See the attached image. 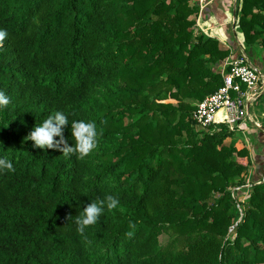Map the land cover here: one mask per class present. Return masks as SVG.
I'll return each mask as SVG.
<instances>
[{"label":"trees","instance_id":"trees-1","mask_svg":"<svg viewBox=\"0 0 264 264\" xmlns=\"http://www.w3.org/2000/svg\"><path fill=\"white\" fill-rule=\"evenodd\" d=\"M234 4L229 48L193 33L190 0H0V264H264V175L244 187L248 148L192 121L234 50L264 54V0ZM57 111L69 146L72 120L96 124L89 156L26 139Z\"/></svg>","mask_w":264,"mask_h":264},{"label":"built area","instance_id":"built-area-1","mask_svg":"<svg viewBox=\"0 0 264 264\" xmlns=\"http://www.w3.org/2000/svg\"><path fill=\"white\" fill-rule=\"evenodd\" d=\"M205 3L206 0L198 1L200 9ZM198 23L199 18L196 25ZM221 74L223 86L196 104L192 121L200 130L224 125L234 133L246 126L247 120L254 128L261 129L249 113L250 105L255 104L264 92V75L261 69L251 63L244 52L234 50L222 63ZM249 186L247 183L244 187Z\"/></svg>","mask_w":264,"mask_h":264},{"label":"clouds","instance_id":"clouds-1","mask_svg":"<svg viewBox=\"0 0 264 264\" xmlns=\"http://www.w3.org/2000/svg\"><path fill=\"white\" fill-rule=\"evenodd\" d=\"M7 37L6 30H0V47ZM10 99L0 91V107H7ZM103 123V122H102ZM69 124V116L57 111L50 115L41 125L35 126L34 130L26 139L34 142V147L40 149H57L68 157L76 155L78 159H84L97 148V126L94 122L72 120L71 135L75 140L74 146H69L64 137L63 129ZM59 137L57 140L56 138ZM0 169L15 172L13 164L6 158H0ZM119 199L113 195H106L103 199L88 204L74 219L76 230L80 235L85 234L86 228L95 225L102 215L105 205L109 211L119 205ZM71 218V217H70ZM69 218V219H70ZM134 227V225H130ZM131 235V233H129Z\"/></svg>","mask_w":264,"mask_h":264},{"label":"crops","instance_id":"crops-1","mask_svg":"<svg viewBox=\"0 0 264 264\" xmlns=\"http://www.w3.org/2000/svg\"><path fill=\"white\" fill-rule=\"evenodd\" d=\"M228 2L229 0L224 4L223 0H206V3L201 6L202 14L200 18V22L205 31L202 30L200 32L219 40L227 47H231L236 45V43L239 44V39L235 34L234 27H228L227 19L226 17L224 18L225 13H223V8L224 5L225 7L228 6ZM224 11L228 10L225 9ZM236 51L244 52L242 49H237ZM251 55L253 54L251 53ZM251 59V63L259 67L264 75V55L257 53L254 54ZM262 94H264V92ZM252 105H250V107ZM252 120L257 121L261 129L252 131L244 126L242 129L234 132L235 134L241 135L247 134L251 138V141L246 139L249 141L247 147L252 160V167L250 168L248 174L249 179H247L250 182H252V180L259 179L264 174V124H262L255 117H252ZM241 143L243 142L241 141Z\"/></svg>","mask_w":264,"mask_h":264},{"label":"rangeland","instance_id":"rangeland-1","mask_svg":"<svg viewBox=\"0 0 264 264\" xmlns=\"http://www.w3.org/2000/svg\"><path fill=\"white\" fill-rule=\"evenodd\" d=\"M198 1L199 0H190V2L191 3H198ZM228 0H223V3L225 4L226 2H227ZM234 2H235V0H229V2H228V6L227 7H225V5H224V10L225 9H227L228 11H224L223 10V13H225V16H224V18L226 17V19H227V25H228V27H234L235 25H234V20H235V17H234V15H235V13H234V9H233V7H234ZM234 13V14H233ZM201 15V14H200ZM199 18V23H198V25H196L195 24V26H194V28H193V33L196 35V34H199V32L200 31H205V29L202 27V24H201V22H200V17H198ZM197 18V19H198ZM226 25V26H227ZM235 30V29H234ZM238 38H239V35L237 36ZM262 55H264V54H262ZM250 115L252 116V117H255L257 120H259L262 124H264V94H261V96L259 97V99L257 100V102H256V104H253L251 107H250ZM245 124H246V127L248 128V129H250V130H252V131H257V130H259V129H257L256 130V128H254L253 127V125H252V123L249 121V120H247V121H245ZM230 138H236V139H238V141L241 143V141L244 143V145L247 147V145L249 144V141L248 140H246V139H249L250 141H251V138L249 137V135H247V134H243V135H241V134H235V133H233V136L232 137H230ZM246 140V141H245ZM230 141V139H227V141H226V143H228ZM253 141V140H252ZM248 148V147H247ZM249 150V149H248ZM249 174V173H248ZM264 175V174H263ZM247 179H249V177L247 176V178H246V181L248 182V183H251L249 180H247ZM235 189H237V188H235ZM248 195L247 194H244V195H241L240 196V202H242V200H245L246 199V197H247ZM239 207V206H238ZM232 230V229H231ZM160 242H161V244L162 243H164L165 242V238L163 237V236H161L160 237Z\"/></svg>","mask_w":264,"mask_h":264},{"label":"water","instance_id":"water-1","mask_svg":"<svg viewBox=\"0 0 264 264\" xmlns=\"http://www.w3.org/2000/svg\"><path fill=\"white\" fill-rule=\"evenodd\" d=\"M234 6H235V4H234ZM233 9H234V7H233ZM234 13H235V12H234ZM234 13H233V14H234Z\"/></svg>","mask_w":264,"mask_h":264}]
</instances>
